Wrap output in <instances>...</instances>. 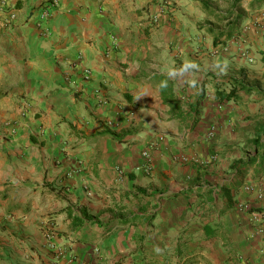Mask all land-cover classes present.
<instances>
[{"label":"crops","instance_id":"0c3cea01","mask_svg":"<svg viewBox=\"0 0 264 264\" xmlns=\"http://www.w3.org/2000/svg\"><path fill=\"white\" fill-rule=\"evenodd\" d=\"M36 1L0 9V264H264V173L230 168L264 98L213 96L225 74L260 80L247 33L212 45L192 0L168 17L158 0Z\"/></svg>","mask_w":264,"mask_h":264},{"label":"trees","instance_id":"16d2710c","mask_svg":"<svg viewBox=\"0 0 264 264\" xmlns=\"http://www.w3.org/2000/svg\"><path fill=\"white\" fill-rule=\"evenodd\" d=\"M197 2L203 14L200 20L196 22L195 26L211 37L212 45H226L231 39L238 38L240 34H242L240 23L246 19V15L244 10L239 8L241 0H227L225 6L221 9L215 8L212 4V0H197ZM15 3L16 7L20 5L19 0ZM263 4L264 0H250L249 8L253 10ZM261 58L264 60V54ZM152 77L158 83L162 100L169 105L172 115L175 117L187 116L188 112L191 110V104L188 111L182 109V103L174 96L172 85L168 78L163 74L153 75ZM223 77L225 78L223 83H228L229 88L226 90L225 88H221L220 84L217 85L213 95L217 102L237 100L239 91L255 94L260 98H264V84H262L264 81L261 82L255 78L247 79L244 75L235 76L233 74H225ZM201 98L202 95L199 96L196 102ZM100 133L116 136L115 133L109 129H105ZM249 144L252 149L245 151L241 159L232 161L230 168L243 173L254 168L253 175L261 176V174L264 173V123H260L259 127L254 130ZM240 181L239 179L237 184H239Z\"/></svg>","mask_w":264,"mask_h":264},{"label":"rangeland","instance_id":"374dc122","mask_svg":"<svg viewBox=\"0 0 264 264\" xmlns=\"http://www.w3.org/2000/svg\"><path fill=\"white\" fill-rule=\"evenodd\" d=\"M192 1L193 2H191L192 4L191 8L194 11L196 10L198 11L199 9L198 6L193 5L194 2L197 4V1L196 0H192ZM212 1H213L212 4L213 6H215V8L221 9L225 6L227 0H212ZM15 2L12 3L9 1V3H7V1L5 0L3 1L0 0V9L4 11L5 14H7V17H5L6 21L9 20L11 15H13L14 11L18 9L15 6L16 4ZM32 2H34V4L31 5V3L30 2L27 3L26 0L20 1V5L18 7H20L21 9L23 8L24 10L28 9V11L31 12L32 10H34L32 9L33 7L35 8L37 7L39 1L32 0ZM249 2L250 0H241L239 4V8H242L246 15V19L240 23L241 33H247L245 37H247L246 39L248 40V36H249V43H250L249 45L251 46V48L249 49L248 47L243 46V48H241L238 51L239 53H241V56H244L245 60H247L246 62L250 66V74L253 77H259L260 81L262 82L264 81V60H262L261 58V56L264 54V4L261 5L260 7L250 10ZM158 4L160 5L159 6L160 9L162 8L163 11L166 13L167 17L168 15L171 16V14L176 10V3L172 0H158ZM148 22L150 23V25L156 24L157 20H156V15L154 13L148 16ZM235 39L237 40V38ZM247 53L250 54L249 57ZM256 98L252 100H256ZM251 115H252L251 117L252 120L257 119L258 117L257 121L258 122L260 121V123H264V107L261 110H259L258 113H252ZM251 149L252 147L250 145L249 147H247L246 150L249 151ZM253 172H254V168H252L251 171H248V173H250L251 175L252 180L254 179V177L258 178V176L253 175Z\"/></svg>","mask_w":264,"mask_h":264},{"label":"built area","instance_id":"2783aa9c","mask_svg":"<svg viewBox=\"0 0 264 264\" xmlns=\"http://www.w3.org/2000/svg\"><path fill=\"white\" fill-rule=\"evenodd\" d=\"M47 15H48V12H47V11H43V12L41 13V15H40V18H45ZM84 73H85L84 77L87 78L88 75H89V73H90V71L86 69V70H84ZM214 130H215V127L212 126V127L210 128L209 133L212 134V133L214 132ZM142 156L145 158V160H146L147 162L149 161L150 155H149V153H148L146 150L142 151ZM146 165H147V164H146ZM146 168H147V166H146ZM247 187H249V185H248ZM244 206H245V205L242 204V207H244ZM253 219H254L255 222L258 223V226H259V227H258V231L264 233V223H263L264 218H263V215H261V214H255V215L253 216ZM47 236H48V237L51 236L50 232H48Z\"/></svg>","mask_w":264,"mask_h":264}]
</instances>
